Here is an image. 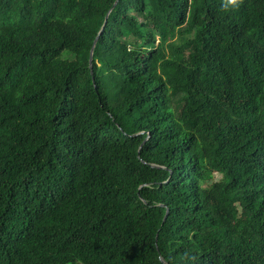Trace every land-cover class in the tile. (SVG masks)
Wrapping results in <instances>:
<instances>
[{
    "label": "trees",
    "instance_id": "obj_1",
    "mask_svg": "<svg viewBox=\"0 0 264 264\" xmlns=\"http://www.w3.org/2000/svg\"><path fill=\"white\" fill-rule=\"evenodd\" d=\"M115 2L0 0V264H264V0Z\"/></svg>",
    "mask_w": 264,
    "mask_h": 264
},
{
    "label": "water",
    "instance_id": "obj_2",
    "mask_svg": "<svg viewBox=\"0 0 264 264\" xmlns=\"http://www.w3.org/2000/svg\"><path fill=\"white\" fill-rule=\"evenodd\" d=\"M117 1H118V0H116L115 4L117 3ZM115 4H114V5H115ZM108 15H109V12H108L106 18L108 17ZM98 37H99V36H97V38L95 39L94 44H93V47H92V49H91V56H90V62H91V63H90V66H91V68H92V55H93L94 47H95V44H96V42H97ZM162 260H163V258H162Z\"/></svg>",
    "mask_w": 264,
    "mask_h": 264
},
{
    "label": "clouds",
    "instance_id": "obj_3",
    "mask_svg": "<svg viewBox=\"0 0 264 264\" xmlns=\"http://www.w3.org/2000/svg\"><path fill=\"white\" fill-rule=\"evenodd\" d=\"M229 2H232V0H229Z\"/></svg>",
    "mask_w": 264,
    "mask_h": 264
}]
</instances>
